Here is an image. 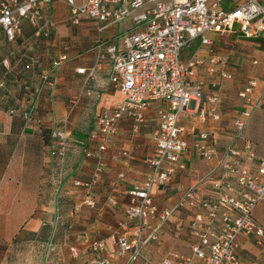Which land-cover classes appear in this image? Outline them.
Listing matches in <instances>:
<instances>
[{"label":"crops","instance_id":"obj_1","mask_svg":"<svg viewBox=\"0 0 264 264\" xmlns=\"http://www.w3.org/2000/svg\"><path fill=\"white\" fill-rule=\"evenodd\" d=\"M38 8L42 16L38 28L22 20L12 43L0 31V264H12L10 251L21 245L29 247L26 264H93L89 245L96 240L106 242L112 264H127L128 254L117 256L112 231L117 213L111 203L126 205L130 186L149 175L147 161L155 152L154 132L163 104L152 103L142 123L122 118L116 133L106 138L105 150L99 152L98 143L89 138L96 118L123 97L110 81L113 67L107 57L93 77L88 78L87 72L96 61L100 45L102 52L107 46L119 45L115 25L102 29V24L81 17L79 25L74 26L69 8L59 0L39 2ZM211 41L223 62L214 74L203 65L196 71L195 80L201 84L204 97L219 94L220 121L198 118V110L205 106L203 101L191 103L179 116L178 125L185 129L182 137L189 144L183 156L186 169L173 174L166 186L153 189V203L159 211L174 207L182 188H193L205 200H212L214 192L208 179L219 176L220 161L229 144L239 148L244 141H252L256 155L264 158V37L244 39L225 34ZM191 46L195 50L184 59L193 55L207 58L206 47L198 41ZM60 56L66 60L59 62ZM4 60L7 67L3 66ZM78 69L86 73L78 74ZM221 72L230 74V81L234 76H241V80L247 77L237 96L236 86L221 78ZM44 75H49L46 82L42 80ZM249 80L257 83L253 98L258 106L239 144L241 140L230 136L225 125L231 121L232 127L233 119L242 110L238 93ZM62 129H66L68 138L66 156L60 163L51 156V147L55 143L52 133ZM200 133L208 135V143L215 149L209 161L198 157L191 146ZM98 164L102 175L89 196L97 207L77 209L81 198L73 181H89ZM245 165L255 172L252 164ZM103 200L107 208L102 207ZM196 212L190 205L175 211L159 229L157 241L145 246L143 253L148 255L150 247L151 257L157 261L172 252L189 254L191 246L197 244L188 229ZM254 218L264 227V201L257 205ZM19 233L21 242L14 245L12 239ZM239 245L240 264H264V241L258 245L255 239L242 237ZM70 247L77 249L76 258ZM193 262L203 264L195 257Z\"/></svg>","mask_w":264,"mask_h":264},{"label":"built area","instance_id":"obj_2","mask_svg":"<svg viewBox=\"0 0 264 264\" xmlns=\"http://www.w3.org/2000/svg\"><path fill=\"white\" fill-rule=\"evenodd\" d=\"M53 0H0V31L7 42H14L20 32L22 20L38 28L42 20L38 3ZM69 8L70 22L77 26L81 17H88L102 24V29L117 25L130 17L135 31L125 32L119 45H101L93 67L87 72L93 77L106 57L112 62L111 83L123 99L111 110L101 111L95 121L90 139L98 143L99 152L105 150L106 138L113 136L119 121L126 117L142 123L152 103L163 104L158 116L160 123L154 132L155 152L147 161L149 175L134 183L128 190L129 200L124 206L125 220L118 223L114 241L117 256L129 255L127 264H194L198 258L203 264H240L239 240L242 237L255 239L258 245L264 241V227L256 222L254 211L264 201V158L256 155L255 146L244 141L239 148L229 144L220 161V173L208 179L213 189V199L205 200L195 189L182 188L177 204L159 211L153 203L152 191L166 186L173 174L186 169L183 156L189 150L182 137L185 129L178 125L179 116L191 103H205L198 110L201 121H220L219 94L203 95L202 86L195 80L196 71L207 65L208 73L214 74L223 62L221 55L212 49L209 33L236 34L244 39L264 37V0H242L230 7L223 0H59ZM238 25V30L234 27ZM37 30L36 35L40 33ZM194 41L208 49L207 58L193 55L182 58V52ZM66 60L59 57V62ZM58 62V64H59ZM3 66L7 67L6 60ZM84 74V69H78ZM221 78L230 81L232 76L221 72ZM49 75H44L46 82ZM256 81L249 80L238 97L243 102L232 123L234 139H239L256 110L258 102L253 98ZM2 87V85H0ZM264 94V85H263ZM11 113H13L11 111ZM194 130L191 128L190 133ZM55 140L51 156L60 163L66 156V129L52 133ZM192 149L198 157L209 161L215 149L208 143V135L200 133L193 138ZM86 156H90L86 153ZM252 164L251 172L245 164ZM102 175V166L96 165L89 181L74 180L73 186L89 192ZM94 209L95 201L88 193L82 203ZM113 204H115L113 202ZM197 209L188 223L189 234L197 240L189 254L172 252L160 261H154L143 253V248L158 239L159 229L172 214L187 206ZM72 257L78 251L70 247ZM93 264H112L107 256V244L103 240L90 243Z\"/></svg>","mask_w":264,"mask_h":264},{"label":"rangeland","instance_id":"obj_3","mask_svg":"<svg viewBox=\"0 0 264 264\" xmlns=\"http://www.w3.org/2000/svg\"><path fill=\"white\" fill-rule=\"evenodd\" d=\"M242 0H223V2H222V4L224 5V4H228L230 7H233L234 5H236V4H239L240 2H241ZM76 2L77 3H79V2H81V0H76ZM238 28H239V26L238 25H236L235 27H234V30H238ZM114 29H115V31H116V33L118 34L117 35V39L118 38H121V36L125 33V32H131V31H135V27L132 25V23H131V19H130V17H126V18H124L120 23H118L117 25H115L114 26ZM220 35L219 34H215V33H209V34H207V37L210 39H215V38H218ZM190 47V48H189ZM188 48H185V50L182 52V58H185L187 55H192L191 53L195 50L194 49V47H192L191 46V44H190V46H189ZM187 59V58H186ZM241 76H237V77H235L234 76V79L232 80V81H230L229 83H232L233 84V87H235L236 86V89H235V92H234V94L236 95L237 94V91L242 87V85H244V82L246 81V79H247V77H243V80H241ZM234 82V83H233ZM236 82V83H235ZM237 96V95H236ZM235 98H237V97H235ZM238 99V98H237ZM226 128H228L227 129V133H229V135L231 136V135H233V131H232V127H231V121H230V123H227L226 122ZM242 137V136H241ZM236 140H241L240 142H238L239 144H242V139L241 138H239V139H236ZM252 142V141H251ZM253 143V142H252ZM254 144V143H253ZM254 146H255V144H254ZM74 188V187H73ZM75 190L79 193V195H80V200H81V202H80V204H79V206L77 207V209H82V208H86V209H89V208H87L86 206H84L82 203H83V200H84V198L86 197V195H87V193H86V191H84V190H80V189H76L75 188ZM88 195L89 196H91V191L88 193ZM105 203H106V201L105 200H103V202H101V204H102V207H105ZM112 204V206H111V208H112V210L114 211V213L116 214V216L117 217H115L116 218V220L117 221H115L116 223H114V228H112V231L113 232H115L116 231V229H117V226H118V223L119 222H122L123 220H125V216H124V205H125V203L124 202H122L121 204H122V207H120L119 205V203L117 202V203H115V204H113V203H111ZM164 204V203H163ZM164 207L166 206V203L163 205ZM96 207H97V205H96ZM96 207L94 208V209H96ZM105 208H107V207H105ZM94 209H89V210H94ZM113 212H112V214H114ZM167 225V224H166ZM21 236V235H20ZM113 242V241H112ZM114 249H115V245H114ZM10 252H12V254H11V258H12V264H26V261L28 260V258H29V247H26L25 245H21L20 247H15L13 250H11ZM90 252V251H89ZM89 252L87 251V250H85V252H84V254L85 253H87L86 254V256H89L90 254H89ZM146 253H149L148 255H147V257H149V258H151L152 260H154V261H157V259H153L151 256H152V254H151V248L149 247L148 248V251L146 252ZM92 255V254H91ZM94 259V258H93ZM136 264H140V263H136Z\"/></svg>","mask_w":264,"mask_h":264},{"label":"trees","instance_id":"obj_4","mask_svg":"<svg viewBox=\"0 0 264 264\" xmlns=\"http://www.w3.org/2000/svg\"><path fill=\"white\" fill-rule=\"evenodd\" d=\"M12 242L14 243V245H17V243H20L21 242L20 233L18 235L14 236V238L12 239Z\"/></svg>","mask_w":264,"mask_h":264}]
</instances>
